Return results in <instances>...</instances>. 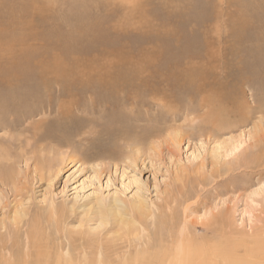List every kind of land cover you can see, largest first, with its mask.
Returning a JSON list of instances; mask_svg holds the SVG:
<instances>
[{"label": "rangeland", "instance_id": "374dc122", "mask_svg": "<svg viewBox=\"0 0 264 264\" xmlns=\"http://www.w3.org/2000/svg\"><path fill=\"white\" fill-rule=\"evenodd\" d=\"M78 28L90 34L69 47L67 32ZM263 48L264 0H0L1 71L24 69L25 61L38 54L44 59L32 60L24 71L35 66L58 69L63 62L76 70L164 69L154 73L151 83L164 87L181 108L175 121L166 101L147 95L149 112L137 101H123L94 114L74 107L76 121L55 110L46 112L50 109L35 118L30 113L17 126L11 113L0 115V264H96L100 254L105 263L122 264L121 257L133 255L135 246L163 247L154 237L157 225L150 214L141 215L132 205L147 209L153 204L180 218L189 205L188 222L201 236L214 221L230 216L239 239L247 232L255 240L264 239ZM257 50L262 54L256 59ZM186 70L192 79L188 92L171 93L158 81ZM18 76L23 77L20 72ZM55 84L49 82L51 92L43 94V83L28 81L13 99H28L33 91L29 97L36 96L34 102L24 103L37 113L40 102L56 100L60 90ZM202 86L206 89L196 98L194 91ZM164 91L159 94L164 96ZM216 94L232 105L225 113L214 101L212 116L210 106L202 110L196 99ZM10 96L12 90H0V97ZM116 115H129L132 121L110 123ZM43 119L50 124L40 137L38 123ZM92 119L100 123L96 132L78 126ZM131 124L137 126L136 135L142 128L153 132L144 140L121 138L118 133ZM102 126L112 131L103 133ZM105 150L115 156L98 157ZM247 247L253 250L255 245ZM261 257L256 264H264Z\"/></svg>", "mask_w": 264, "mask_h": 264}, {"label": "bare ground", "instance_id": "6f19581e", "mask_svg": "<svg viewBox=\"0 0 264 264\" xmlns=\"http://www.w3.org/2000/svg\"><path fill=\"white\" fill-rule=\"evenodd\" d=\"M243 11H245V10H243ZM76 18H78V17H76ZM198 19H196V20H198ZM69 20H68V22H69ZM215 20L219 21L220 17H216ZM194 22H195V19H194ZM194 22L192 24H194ZM78 27H79V24H78ZM67 34H68L67 36L69 37V42H68L69 44L68 45L70 47L71 45L74 44L75 41L77 42L78 40H81V38L87 37L90 34V30L89 29H79V30L75 29V31H71L70 33L67 32ZM102 35H104V34H102ZM105 36H106V34H105ZM161 41L162 40L160 39L159 42H161ZM167 43H169V42H167ZM99 44L101 45V43H98V45ZM188 44L190 45V43H188ZM19 45H21V44H19ZM67 46H65V48ZM69 47H68V50H69ZM71 49L72 48H70V50ZM32 51L34 54L35 51L34 50H32ZM102 51L104 52L103 49H102ZM8 52H9L8 54H11L10 49ZM85 52H88V51H85ZM85 52H84V54H85ZM17 54H19V53H17ZM26 54H28V55L32 54L31 50L27 51ZM261 54H262V51L257 50V51H255L256 57L255 56L254 57L257 59V58H259L258 55L261 56ZM13 55H15L14 52L11 54V56H13ZM73 55H74V53H73ZM43 57L44 56L39 55V54L30 56V58L32 60H39ZM31 61L30 60L25 61L24 69H22L20 67L16 70V68H17L16 66H13V68H12L8 64L10 66V69L6 68L7 71H1L0 70V77L2 75L10 77L7 80H3L2 82H0V90L1 89L12 90V93H13V97H11V96L6 97L5 98L6 100L4 98L0 97V101L2 100V101L8 102V106H1L0 105V115H7V114L10 115V113H11V117H10V119L12 121L11 123L16 124L15 126H17V124L19 125V123H22L25 120H27L26 116L29 115L30 113H33L32 114L33 117L32 116L31 117L35 118L36 117L35 114H38L39 111H43L44 109H50V111L48 110L46 112H51V111L55 110L56 111L55 113H57L59 115L62 114L63 118H66V117H70V118L72 117L73 118L74 116H73L72 110H74V107L76 109L83 108V109H81L82 111L94 114V113L100 112V111L101 112L109 111L113 107H118L119 105H116L115 102L120 103L123 101H126V102L132 101L131 102V104H132L133 101H137L136 103H139L142 107H146V109H147L146 111L149 112L151 110V109L149 110V108H152V107H148V106H150L149 103L148 104L145 103L147 101V95L150 97L149 99L153 100V101H158V100L166 101L165 104L167 105L166 107L168 108L166 110L173 111V113L171 114L172 119H173V117L174 118L177 117V115L179 114L178 112H180V109H181L177 104L170 101V99H169L170 97L168 96L169 92L166 93L164 91V87L162 89H158L159 86L155 85L154 83H151L153 80L156 79V77L154 76V73L161 72L164 69H162L161 71L157 70V71L152 73L151 71L146 70V69L145 70H142V69L123 70L119 66H116L115 68H112V69H104V70H102V69L96 70V68L90 69V68H86L85 66L84 67L78 66L79 68H78V70H76V69L69 68L67 66V63L63 62L62 64L59 65L58 69H51V70L47 69L46 70V68H44V67H41V68L38 67L39 69L38 68L36 69V66L34 65L35 70L24 71L26 69L27 65H29V63H31V65L33 64ZM182 61H184V60L182 59ZM239 63H240V61H239ZM117 64H119V62H117ZM122 64H124V63H122ZM241 64H243V62H241ZM257 64H258V62H257ZM135 66H138V65H135ZM183 67H184V65H183ZM196 68L200 69V68H202V66L197 65ZM196 68H190V70H192V71L197 70ZM79 69L80 70L84 69V70L79 71ZM169 69L173 72H176L175 70H177L176 67H169ZM165 70H167V69H165ZM18 72H20V74L23 75V77H19ZM189 75H190L189 71L186 70V71H179L177 74H174L173 77H171V78L168 77L169 79H166V78L165 79H158L157 78V79L161 83V85H163V86L166 85L165 89H167L168 91L170 90L171 93H181L183 91H186V89H189L187 83H192V79H190ZM0 79H5V78H0ZM201 79H203V78H201ZM34 80H36L40 83H43V86H42L43 88L41 89L43 94L45 92L51 90L49 88L50 87L49 82H51V81H54L56 83L55 85L60 90V92L57 93V91H56V93L54 94L55 99L57 101L56 100L53 101V99H51V98H46L45 100H43L42 103L40 102V107L37 110V113H36V110L31 108L32 106L30 108H27L26 104L24 103L27 101L31 102V103L34 102V98L36 96L35 97H29L33 91L29 94L28 99L23 98L25 95L21 96L18 99H13V98H15L14 94L18 90H20L21 88L25 87L26 82H28V81L34 82ZM263 86H264V82H263ZM151 87H154V88H151ZM203 87L205 88V86H202L198 89V91H194V96L196 98L201 97L199 95L202 94L201 92L204 89ZM38 88L39 89L41 88L40 84L38 85ZM154 90H156V92ZM190 90H192L191 87H190ZM114 91H116V92L118 91L117 94H114L113 93ZM162 91H164V93H163L164 96L159 94V92L162 93ZM186 92H188V91H186ZM158 95L162 96L163 98H157ZM164 97H166L168 100H166ZM221 97L222 96H219L218 94H216V97L208 95V96H202V98L200 100L196 99V101L201 103L200 108L202 110H204L203 108H205L206 105L210 106V109L212 111L211 115L213 116V115H215V112H214L215 109H217V106H216L214 101L219 102L218 106L220 107V111L225 112V113H226V111L224 109L227 108V105H229V104L232 105V103H231L232 101H227ZM176 99H179V98L176 97ZM176 99H174V100H176ZM2 101L0 102V104L2 103ZM94 101L98 105H94ZM89 102H93V104L92 105L89 104L86 106V103H89ZM260 102L263 103V105H264V97L263 98L261 97ZM206 108H208V107H206ZM27 109L29 110L28 113L25 115H22L21 111L25 112V110L27 111ZM43 113L45 115V112H43ZM133 113H134V111H133ZM161 113H163V112L161 111ZM205 113H206L205 114V117H206V115L208 116L210 112H209V110H207V112H205ZM168 114L170 115V113H168ZM63 118H59L58 122L61 123V125L67 127V123H64ZM74 120L76 121L75 117H74ZM127 121H132V117H130L129 115H116V116H111L109 118L110 123L113 122V123L118 124V123H123V122H127ZM175 121H176V118H175ZM5 124H8V123L5 122L4 125ZM49 124H50V122L47 120H44V119H43V121H40L38 123V126L40 128V131H39L40 137L41 136L44 137V134L49 129ZM98 124H100L98 121H95L94 119H92L90 122H87L86 125H84L83 123H78V126L81 127L84 131H87L86 129L88 128V131H92L91 133H93V131L96 132V128L99 127ZM212 124L214 125V123H212ZM8 126H11V124L10 125L8 124ZM135 127H137V126L134 124L128 125L127 128L125 130L121 131L120 133H118V135L121 138L131 137V138L138 139V140H144L146 137L151 135L153 132L151 130H147V129L142 128V129H140V132L138 133L139 135H136L137 130L134 129ZM98 129H100V128H98ZM101 131L103 133L109 134L112 130H111V127L108 128L106 126L105 127L102 126ZM129 134H135V135L132 136ZM65 136L72 137L68 134H66ZM65 144L67 145L68 142L65 141ZM240 147H242V145ZM235 149H237V148L235 147ZM234 151H230V153L232 154ZM99 156L113 157V156H115V153L113 151H110V150H105V151L98 153V157ZM251 205L254 207V205H257V202L255 200H253ZM132 206H133V210L137 211V213H139L141 215L148 216L150 214L149 217L151 220H153V222H154L153 224L157 225V227H156L157 230L155 232L154 237L156 236L155 238L158 239V243H160V244L165 243L168 246L164 247V245H165L164 244L163 247L161 245L160 248L159 247L154 248L155 246H158V245L157 244L155 245V243H153V244L148 243L147 246L145 245L146 248L142 249V248H140V246L134 247V244H133V247L135 248L134 254L132 255L133 252L131 254L129 252L128 253L126 252L127 254H125V256L123 258L122 257H121V259L119 258L120 260H122L121 261L122 264H256V263H259L256 259H258L260 256H262L261 258H262V260H264L263 259L264 258V239L255 240V239H253V236L248 235L249 232H247L248 234L245 233L247 235L246 238L239 239L238 234L236 232L237 230L234 229L232 218L230 216H223L221 218V220H219L220 222L218 220H216L217 223L214 221V223L210 227H207L205 229L204 235L201 236L198 232V229L196 227L191 226L188 222L187 209H190L189 205H187L188 207H185L184 212L182 214V218H180L176 214H173L172 212L166 213L165 211H159L158 207L156 205H153V204L151 206L147 205L149 207L147 209L142 208L140 206H138V207H135L134 205H132ZM190 207H191V205H190ZM119 208L123 210V208H125V205L123 203H119ZM167 209H168V211L171 210L169 205H168ZM156 212H159L160 214L157 215ZM251 214L252 213L250 212L248 214V216L251 217ZM248 220L251 221L252 217H251V219L249 218ZM206 221H208V220H206ZM251 227L252 226H250V228ZM237 228H238V226H237ZM147 236H150V234ZM129 242L131 243V241H129ZM250 244L255 245V248L253 250H251L249 248L250 252H247L246 253L247 255H246L245 254L246 249L247 250H249V249H248V247L247 248H245V247L250 246ZM240 247L245 248L243 255L239 254ZM124 249H126V248H124ZM129 249L130 248H128V250ZM154 249H155V251H152ZM257 250H258V252L257 253L255 252L256 253L255 254L253 251H257ZM102 255L101 254L99 255L100 257L98 258L96 264H108V263L104 262V259H103L104 256L102 257ZM242 258H245L246 260L242 259ZM119 259H118V262H119ZM255 260L257 261L256 263H255ZM64 263H66V262H64ZM260 264H262V263H260Z\"/></svg>", "mask_w": 264, "mask_h": 264}]
</instances>
